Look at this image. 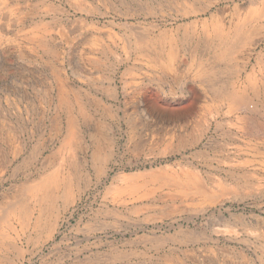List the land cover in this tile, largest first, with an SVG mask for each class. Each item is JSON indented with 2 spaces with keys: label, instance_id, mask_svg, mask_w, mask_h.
<instances>
[{
  "label": "rangeland",
  "instance_id": "rangeland-1",
  "mask_svg": "<svg viewBox=\"0 0 264 264\" xmlns=\"http://www.w3.org/2000/svg\"><path fill=\"white\" fill-rule=\"evenodd\" d=\"M260 1L262 0H0V221L9 216L5 222H0V231L6 235L0 238V264H162L163 261V264H264L259 241L262 238L260 235H264V135L254 137L247 134L249 120L245 119V122L248 121L245 123L239 118L246 113L232 108L231 111L228 102L212 100L213 94L207 85L215 79L212 78L213 74L220 68L217 73L222 70L223 74L218 75L215 89H232L233 81L236 84H233L234 88L248 86V75L256 77L254 84L263 86L264 76L262 77L260 67L255 63L260 53H264V17L260 18L263 11V8L259 9ZM235 16H239L238 19ZM246 17L251 18L248 32L251 34L249 39H253H248L247 45L240 46L242 50L237 47L238 50L235 49L232 54L231 49L227 48L223 58L218 57L221 53L214 58L207 48L204 56L193 53L192 49L197 44L205 45V42L213 43L232 37L236 24H239L238 20L247 21ZM216 28H219L217 32ZM254 29L256 32H253ZM138 38L140 43L144 42L140 48L136 46ZM159 59L162 64L157 62ZM18 65L22 67L19 69ZM195 89L202 91V96L197 101L192 99ZM204 99L206 102H203ZM228 110L231 113H225ZM82 113L84 118L81 117ZM71 114L77 119L80 131L75 139L73 137L69 140L67 125ZM236 115H240L239 121ZM235 121L239 125L236 123L237 127L231 126ZM218 127L222 128L217 130ZM98 132L102 137H99ZM228 133L232 136H228ZM98 137L101 143L95 141ZM15 148L16 151L10 150ZM56 166L61 167L64 178L70 180L67 187L69 190L59 188L57 200L42 201L40 206L35 205L31 199L28 208L32 209L34 215L29 223L31 225L25 227V218L19 211L20 205L17 204L15 211L11 204L27 194L25 187L29 182L39 179L48 171L50 173ZM193 167L196 172H191ZM169 168H173L172 171ZM187 169H190L189 172ZM165 172L170 173L169 176ZM124 173L128 177L131 174L132 178H127ZM184 177L189 179L185 180ZM130 178L136 183L131 185ZM170 178H173L172 184L175 181L174 184H177L181 179L179 184L183 186H169ZM150 179L152 184L148 182ZM196 179L201 182L197 183ZM112 182L117 185L114 186ZM118 185L122 186L119 188ZM156 185L163 187L158 189ZM198 185H202L205 190L203 187L200 190ZM123 186L132 188L126 187L127 190L124 191ZM194 187H199L200 191L197 189V193L201 194L194 193ZM175 188H180V191ZM22 190L26 192L23 193ZM186 190H193L194 194L190 191L187 197ZM206 190L212 196L205 199L209 195L205 193ZM122 191L126 194L123 192L117 195ZM149 192L154 196H149ZM169 192L170 197L167 196ZM173 192L175 196L172 195ZM213 193L219 197L216 198ZM140 194L142 197L138 198ZM144 194L147 196L143 197ZM208 198L211 204L207 202ZM216 199L218 201L214 202ZM9 201L12 203L8 204ZM4 203L7 206L3 209ZM171 206L176 207V211ZM39 211L41 216H38ZM157 211L159 213L156 214ZM37 218L44 223L39 228H35ZM49 223H56L52 232ZM201 244L204 246H200Z\"/></svg>",
  "mask_w": 264,
  "mask_h": 264
},
{
  "label": "bare ground",
  "instance_id": "bare-ground-1",
  "mask_svg": "<svg viewBox=\"0 0 264 264\" xmlns=\"http://www.w3.org/2000/svg\"><path fill=\"white\" fill-rule=\"evenodd\" d=\"M147 1V0H146ZM172 1V0H171ZM237 1V0H236ZM258 1V0H257ZM151 2V1H150ZM128 4V3H127ZM126 4V5H127ZM132 5V4H131ZM242 5H243V3H242ZM258 5V4H257ZM251 7V6H250ZM254 7V6H253ZM149 8V7H148ZM236 8V7H235ZM246 8H247V6H246ZM261 8H263V11H262V14H260V15H262L260 18H262V17H264V0H262V1H260V7H259V9L261 10ZM156 9V8H155ZM221 9V8H220ZM224 9V8H223ZM258 9V8H257ZM247 10V9H246ZM248 10H250L249 8H248ZM259 10V11H260ZM85 11V10H84ZM218 11V10H217ZM237 11H238V9H237ZM236 11V12H237ZM89 12V11H88ZM158 12H159V10H158ZM216 12V11H215ZM220 11H218V13H219ZM235 12V13H236ZM239 12H240V15H241V11L239 10ZM247 12H249V11H247ZM242 13H244V10H243V12ZM253 13V12H252ZM260 13V12H259ZM190 14V13H189ZM35 15V14H34ZM60 15V14H59ZM237 15V14H236ZM259 15V16H260ZM5 16V15H4ZM248 16V15H247ZM250 16V15H249ZM248 16V17H249ZM259 16H257V17H259ZM197 17V16H196ZM217 17V16H216ZM235 17H237V16H235ZM239 17V16H238ZM238 17H237V19H238ZM256 17V16H255ZM241 18V17H240ZM121 19H123V18H121ZM220 19H222V17L220 18ZM246 19H247V21H242V22H240L241 20H242V18L240 19V21L238 20V22H239V24L237 23L236 24V27H235V33H234V31H233V35H232V37H228V39L227 40H219V41H216V42H213V43H210V42H205L206 44L205 45H196L192 50H193V53L194 54H198V56L201 54V56H204V54L206 53V48H207V51H208V49H209V52L211 53L210 55H212L214 58L217 56V54H219V53H221V54H219L218 55V57H222V56H224L225 55V51H226V49L227 48H230L231 49V51L230 52H232V54H233V52L235 51V49H237V47H239V48H241L242 47V45H244L245 46V44L247 45V42L250 40V39H253V38H250L249 39V37H250V35H249V32H248V29L250 28V21L249 20H251V18L249 19V18H247L246 17ZM255 19H257V18H255ZM259 19V18H258ZM6 20V19H5ZM11 20V19H10ZM13 20H15V19H13ZM35 20V19H34ZM63 20V19H62ZM131 20V19H130ZM199 20H200V18H199ZM211 20V19H210ZM33 21V20H32ZM119 21V20H118ZM184 21V20H183ZM189 21H190V19H189ZM192 21V20H191ZM221 21V20H220ZM235 21H236V19H235ZM16 22V21H15ZM120 22V21H119ZM138 22V21H137ZM152 22V21H151ZM162 22V21H161ZM178 22V21H177ZM229 22V21H228ZM58 23V22H57ZM124 23V22H123ZM201 23V22H200ZM206 23V22H205ZM211 23H213V21H211ZM219 23H221V22H219ZM234 23V22H233ZM259 23V22H258ZM20 24V23H19ZM137 24V23H136ZM139 24V23H138ZM161 24V23H160ZM160 24H158V25H160ZM169 24V23H168ZM202 24V23H201ZM229 24H231V23H229ZM5 25V24H4ZM9 25V24H8ZM36 25V24H35ZM155 25V24H154ZM157 25V26H158ZM174 25H175V23H174ZM191 25V24H190ZM194 25V24H193ZM216 25V24H215ZM221 25V24H220ZM220 25H219V28H220ZM233 25H235V24H233ZM232 25V26H233ZM12 26V25H11ZM145 26V25H144ZM151 26V25H150ZM156 26V25H155ZM206 26L207 25H205V29H206ZM218 26V25H217ZM226 25L224 24V27H225ZM115 27V26H114ZM131 27V26H130ZM136 27V26H135ZM183 27V26H182ZM188 27V26H187ZM211 27V26H210ZM209 27V28H210ZM216 27V26H215ZM215 27H214V31H215ZM227 27V26H226ZM251 27H252V24H251ZM257 27V26H256ZM258 27H260L259 25H258ZM3 28V27H2ZM16 28V27H15ZM125 28V27H124ZM212 28V27H211ZM210 28V29H211ZM218 28V29H219ZM263 28V27H262ZM261 28V29H262ZM3 29H5V28H3ZM9 29V28H8ZM14 29V28H13ZM130 29V28H129ZM175 29V28H174ZM217 29V28H216ZM218 29L216 30V32L218 31ZM232 29H234V27L232 28ZM16 30V29H15ZM148 30V29H147ZM165 30V29H164ZM189 30V29H188ZM212 30V29H211ZM101 31V30H100ZM135 31H136V29H135ZM140 31V30H139ZM143 31V30H142ZM141 31V32H142ZM168 31V30H167ZM214 31H212V32H214ZM220 31H222V30H220ZM228 31V30H227ZM253 31V30H252ZM258 31H260V30H258ZM38 32H39V30H38ZM105 32H107V31H105ZM118 32V31H117ZM141 32H139V34L141 33ZM157 32V31H156ZM206 32V31H205ZM204 32V33H205ZM253 32H256V30L254 29V31ZM261 32V31H260ZM4 33V32H3ZM2 33V34H3ZM5 33H6V31H5ZM13 33H16V32H13ZM12 33V34H13ZM44 33V32H43ZM129 33V32H128ZM136 33V32H135ZM145 33V32H144ZM158 33V32H157ZM215 33V32H214ZM252 33V32H251ZM259 33V32H258ZM11 34V33H10ZM150 34V33H149ZM164 34V33H163ZM188 34V33H187ZM206 34V33H205ZM216 35H217V33H215ZM219 34V33H218ZM227 34V33H226ZM254 34V33H253ZM263 34H264V32H263ZM6 35V34H5ZM48 35V34H47ZM136 35V34H135ZM156 35V34H155ZM165 35V34H164ZM173 35V34H172ZM200 35V34H199ZM224 35V34H223ZM260 35V34H259ZM258 35V36H259ZM2 36V35H1ZM46 36V35H45ZM114 36H116V35H114ZM151 36V35H150ZM157 36V35H156ZM160 36V35H159ZM201 36V35H200ZM199 36V37H200ZM206 36V35H205ZM221 36H222V34H221ZM16 37V36H15ZM43 37V36H42ZM162 37H163V35H162ZM183 37H185V36H183ZM204 37V36H203ZM215 37H217V36H215ZM223 37V36H222ZM224 37H226L227 38V36H224ZM254 37V36H253ZM255 37H256V35H255ZM38 38V37H37ZM134 38H135V36H134ZM152 38V37H151ZM172 38V37H171ZM170 38V39H171ZM201 38V37H200ZM199 38V39H200ZM207 38V37H206ZM219 38H220V35H219ZM262 38V37H261ZM3 39V38H2ZM29 39V38H28ZM43 39V38H42ZM163 39V38H162ZM188 39V38H187ZM198 39V40H199ZM221 39V38H220ZM249 39V40H248ZM4 40V39H3ZM14 40H16V39H14ZM138 40H139V38H138ZM173 40V39H172ZM197 40V39H196ZM201 40V39H200ZM209 40V39H208ZM207 40V41H208ZM259 40H261V39H259ZM9 41V40H8ZM42 41V40H41ZM46 41V40H45ZM125 41H126V39H125ZM158 41V40H157ZM182 41V40H181ZM209 41H211V40H209ZM214 41V40H213ZM3 42V41H2ZM38 42H40L39 40H38ZM50 42V41H49ZM53 42V41H52ZM121 42V41H120ZM153 42H155V41H153ZM161 42V41H160ZM172 42V41H171ZM187 42V41H186ZM185 42V43H186ZM189 42V41H188ZM254 41L252 40V43H253ZM255 42H256V40H255ZM8 43V42H7ZM46 43V42H45ZM51 43V42H50ZM144 43V42H143ZM143 43H140V40H139V42H137V40H136V46L138 47V48H140L139 46L140 45H143ZM199 43V42H198ZM223 43H225V45L223 44ZM249 43H251V41L249 42ZM257 43V42H256ZM263 43H264V41H263ZM14 44V43H13ZM44 44V43H43ZM42 44V45H43ZM48 44V43H47ZM183 44V43H182ZM189 44V43H188ZM255 44V43H254ZM124 45V44H123ZM194 45V44H193ZM223 45H224V47H223ZM251 45V44H250ZM258 45V44H257ZM2 46V45H1ZM9 46V45H8ZM7 46V47H8ZM13 46V45H12ZM16 46V45H15ZM19 46H21V45H19ZM176 46V45H175ZM241 46V47H240ZM249 46V45H248ZM253 46V45H252ZM108 47V46H107ZM147 47V46H146ZM185 47H186V45H185ZM189 47V46H188ZM190 47H191V45H190ZM250 47V46H249ZM6 48V47H5ZM17 48V47H16ZM120 48V47H119ZM162 48H163V46H162ZM244 48H246V47H244ZM264 48V47H263ZM3 49V48H2ZM10 49H12V48H10ZM10 49L8 50V51H10ZM103 50H104V47L102 48ZM109 49V48H108ZM124 49H125V47H124ZM141 49H143L144 50V48H141ZM187 49V48H186ZM185 49V50H186ZM251 49H252V47H251ZM1 50V49H0ZM14 50V49H13ZM18 50V49H17ZM49 50V49H48ZM92 50V49H91ZM97 50V49H96ZM159 50V49H158ZM176 50V49H175ZM238 50V49H237ZM239 50H242V48L241 49H239ZM257 50V49H256ZM4 51V50H3ZM106 51V50H105ZM180 51V50H179ZM187 51V50H186ZM259 50H257V52H258ZM262 51H264V50H262ZM15 52V51H14ZM20 52V51H19ZM19 52H18V54H19ZM124 52V51H123ZM150 52H151V50H150ZM163 52V51H162ZM239 51H237L236 53H238ZM245 52V51H244ZM249 52V51H248ZM6 53H7V51H6ZM11 53H12V51H11ZM10 53V54H11ZM93 53V52H92ZM105 53V52H104ZM138 53V52H137ZM159 53H161V52H159ZM185 53V52H184ZM229 53V52H228ZM241 53H243V51H241ZM255 53V52H254ZM15 54V53H14ZM102 54V53H101ZM107 54V53H106ZM130 54H131V50H130ZM145 54V53H144ZM152 54V53H151ZM238 54H240V52L238 53ZM249 54V53H248ZM1 55V54H0ZM7 55H9V54H7ZM11 55H13V53L11 54ZM84 55V54H83ZM142 55V54H141ZM150 55V54H149ZM163 55V54H162ZM184 55V54H183ZM208 55V54H207ZM237 55V54H236ZM246 55V54H245ZM3 56H4V54H3ZM10 56V55H9ZM106 56V55H105ZM127 56V55H126ZM133 56V55H132ZM147 56V55H146ZM161 56V55H160ZM178 56H179V54H178ZM227 56V55H226ZM232 56V55H231ZM241 56V55H240ZM240 56L238 57V58H240ZM26 57H28V56H26ZM84 57V56H83ZM163 58H164V56H162ZM161 57V58H162ZM182 57V56H181ZM254 57V56H253ZM256 57V56H255ZM3 58V57H2ZM14 57H12V59H13ZM20 58V57H19ZM18 58V59H19ZM105 58V57H104ZM118 57H116V59H117ZM138 58V57H137ZM141 58H142V56H141ZM190 58V57H189ZM200 58V57H199ZM223 58V57H222ZM234 58H236V57H234ZM242 58H244L243 56H242ZM4 59V58H3ZM11 59V60H12ZM25 59V58H24ZM125 59V58H124ZM139 59V58H138ZM176 59H177V57H176ZM192 59V58H191ZM208 59V58H207ZM210 59V58H209ZM246 59V58H245ZM9 59L7 58V61H8ZM15 59H13V61H14ZM107 60V59H106ZM108 60H110V59H108ZM133 60V59H132ZM136 60V59H135ZM142 60V59H141ZM164 60V59H163ZM202 61H203V59H201ZM232 60V59H231ZM235 60V59H234ZM243 60V59H242ZM1 61V60H0ZM32 61V60H31ZM88 61V60H87ZM146 61V60H145ZM154 61V60H153ZM155 61H156V59H155ZM177 61V60H176ZM179 61V60H178ZM190 61V60H189ZM12 62V61H11ZM18 62V61H17ZM17 62H16V66H17ZM142 62V61H141ZM148 62V61H147ZM157 62H159V63H161L162 64V60H157ZM212 62V61H211ZM215 62V61H214ZM218 62V61H217ZM220 62V61H219ZM226 62V61H225ZM15 63V62H14ZM20 63H22V62H20ZM120 63V62H119ZM131 63V62H130ZM167 63V62H166ZM223 63V62H222ZM242 63V62H241ZM259 67H260V73H261V75H262V77L264 76V53L263 52H261L260 53V55H259V57H257L256 58V62H255ZM255 63H253V64H255ZM4 64H5V62H4ZM7 64V63H6ZM91 64V63H90ZM122 64V63H121ZM160 64V66H162ZM224 64V63H223ZM231 64V63H230ZM230 64H229V66L228 67H230ZM252 64V65H253ZM21 65V64H20ZM62 65V64H61ZM101 65V64H100ZM184 65V64H183ZM188 65H189V63H188ZM217 65V64H216ZM227 65V64H226ZM234 65V64H233ZM233 65H232V67H233ZM235 65H237L236 63H235ZM256 65V66H257ZM2 66V65H1ZM4 66V65H3ZM109 66V65H108ZM111 66V65H110ZM138 66V65H137ZM205 66V65H204ZM219 66H220V64H219ZM262 66H263V69H262ZM20 66L18 65V68H19ZM22 67V66H21ZM20 67V68H21ZM117 67V66H116ZM135 67V66H134ZM149 67V66H148ZM203 67V66H202ZM212 67V66H211ZM225 67V66H224ZM227 67V66H226ZM241 67V66H240ZM247 67V66H246ZM258 67V68H259ZM19 68V69H20ZM182 68V67H181ZM181 68H179V69H181ZM239 68V67H238ZM253 68V70H254V67H252ZM9 69V68H8ZM62 69V68H61ZM113 69V68H112ZM126 69H127V67H126ZM136 69V68H135ZM139 69V68H138ZM150 69V68H149ZM156 69H157V67H156ZM161 69V68H160ZM159 69V70H160ZM217 69H218V67H217ZM220 69V68H219ZM218 69V70H219ZM234 69H236V68H234ZM14 70V69H13ZM12 70V71H13ZM59 70V69H58ZM68 70V69H67ZM117 70V69H116ZM131 70V69H130ZM164 70V69H163ZM166 70V69H165ZM207 70V69H206ZM218 70L213 74V77L212 78H215V79H213L212 81H210V83L209 84H207L208 86H209V90L212 92V94H213V97L211 98L212 100H214V101H218V102H224L225 101V103L226 102H228V107L231 109H233V110H235V111H238V110H241V111H243L244 112V114H245V116L243 117L242 115H241V117H239V116H237L236 115V117L238 118H240V120H241V122L242 121H244L245 122V119H248L249 120V122L248 121H246V122H248L247 124H248V132L249 133H247V134H250V135H252V136H254V137H256V135L258 136V135H264V82L262 83L263 84V86L261 87V85L260 86H257L256 84H254V81L253 80H256V77L254 78L253 77V75H251V76H249L248 75V77L246 78V81L248 82V86H245V85H243V87H240L239 89H237V88H234L233 87V84H235L234 83V81H233V84L232 83H230V84H232L231 86H232V89H227V87L225 88H221L220 86V88H216L215 89V84H217V82H216V80H217V77H218V75H222L223 74V72H222V70H221V72H219V74L217 73L218 72ZM246 70V69H245ZM252 70V69H251ZM114 71V70H113ZM157 71V70H156ZM161 71V70H160ZM183 71V70H182ZM203 71V70H202ZM220 71V70H219ZM127 72V71H126ZM128 72H129V70H128ZM207 72V71H206ZM226 72H228L227 70H226ZM232 72V71H231ZM240 72V71H239ZM10 73H11V71H10ZM13 74H14V72H12ZM114 73V72H113ZM210 73V72H209ZM235 74H237L236 72H234ZM233 73V74H234ZM248 73V72H247ZM253 73V72H252ZM255 73V72H254ZM258 73V72H257ZM7 74V73H6ZM142 74V73H141ZM149 74V73H148ZM227 74V73H226ZM230 75H232L231 73H229ZM250 74V73H249ZM144 75V74H143ZM258 76H261V75H259V74H257ZM18 76V75H17ZM149 76V75H148ZM233 76V75H232ZM244 76V75H243ZM257 76V77H258ZM4 77V76H3ZM12 77V76H11ZM140 77H142V76H140ZM152 77V76H151ZM160 77V76H159ZM208 77V76H207ZM227 77V76H226ZM229 77V76H228ZM2 78V77H1ZM61 78V77H60ZM66 78V77H65ZM149 78V77H148ZM18 79V78H17ZM64 79V78H63ZM232 79V78H231ZM234 79V78H233ZM232 79V80H233ZM238 78H236V80H237ZM244 79V78H243ZM2 80V79H1ZM206 80V79H205ZM221 80H223V78L221 79ZM259 80V79H258ZM261 80V79H260ZM5 81V80H4ZM224 81V80H223ZM227 81H229L228 79H227ZM244 81V80H243ZM16 82H17V80H16ZM219 82V81H218ZM238 82V81H237ZM262 82V81H261ZM10 83V82H9ZM197 83V82H196ZM241 83V82H240ZM17 84V83H16ZM200 84V83H199ZM225 84V83H224ZM227 84V83H226ZM225 84V85H226ZM244 84V83H243ZM246 84V83H245ZM236 85V84H235ZM242 85V84H241ZM10 86H11V84H10ZM19 86V85H18ZM199 86V85H198ZM228 86V85H227ZM238 87V86H237ZM5 88V87H4ZM191 88H192V86H191ZM196 88V87H195ZM203 88V87H202ZM0 89H1V87H0ZM199 89V88H198ZM198 89H195L194 90V96H192L193 98L192 99H194V100H198V99H200V97L202 96V91H200V90H198ZM2 90V89H1ZM11 90V89H10ZM16 90V89H15ZM127 90V89H126ZM4 91V90H3ZM184 91V90H183ZM188 91H190V90H188ZM207 91V93H208V90H206ZM9 92V91H8ZM22 92V91H21ZM118 92V91H117ZM117 92H116V94H117ZM186 92H187V90H186ZM5 93V92H4ZM23 93V92H22ZM129 93V92H128ZM162 93V92H161ZM206 93V92H205ZM148 94V93H147ZM204 94V93H203ZM210 94V93H209ZM212 94H211V96H212ZM2 95V94H1ZM27 95V94H26ZM115 95V94H114ZM118 95V94H117ZM186 95V94H185ZM205 95V94H204ZM60 96V95H59ZM64 96V95H63ZM187 96V95H186ZM190 96V95H189ZM61 97V96H60ZM116 96H114V98H115ZM149 97V96H148ZM205 97V96H204ZM64 98V97H63ZM62 98V99H63ZM66 98V97H65ZM113 98V99H114ZM207 98V97H206ZM62 99H61V102H63L62 101ZM137 99V98H136ZM210 99V98H209ZM208 99V100H209ZM60 100V99H59ZM70 100V99H69ZM110 100V99H109ZM135 100V99H134ZM193 100V101H194ZM205 100V99H204ZM203 100V102H206V100L204 101ZM71 101V100H70ZM187 101V100H186ZM113 102V101H112ZM161 102V101H160ZM208 102H210V100L208 101ZM145 103V102H144ZM186 103V102H185ZM193 103V102H192ZM65 104V103H64ZM187 104V103H186ZM197 104V103H196ZM199 104V103H198ZM63 105V104H62ZM160 105V104H159ZM193 105V104H192ZM191 105V106H192ZM195 105V104H194ZM193 105V106H194ZM215 105V104H214ZM64 106V105H63ZM198 106V105H197ZM219 106V105H218ZM227 106V105H226ZM70 107V106H69ZM135 107V106H134ZM65 108H67V107H65ZM71 108V107H70ZM70 108L68 109L67 108V110H70ZM121 108V107H120ZM195 108V107H194ZM198 108H199V106H198ZM229 108H227V109H229ZM2 109V108H1ZM83 109V108H82ZM124 109V108H123ZM215 109V108H214ZM231 109V111H233ZM72 110V109H71ZM171 110V109H170ZM210 111V110H209ZM208 111V112H209ZM223 111V110H222ZM229 111V110H228ZM228 111H226L225 113H231L230 111L228 112ZM5 112V111H4ZM69 112V111H68ZM81 112V111H80ZM126 112V111H125ZM188 112H190V111H188ZM216 112V111H215ZM191 113V112H190ZM212 113V112H211ZM221 113V112H220ZM2 114V113H1ZM209 114V113H208ZM242 114V113H241ZM3 115V114H2ZM6 115H7V113H6ZM18 115V114H17ZM228 115V114H227ZM247 115V116H246ZM16 116V115H15ZM19 116V115H18ZM83 116V118L85 117V115H84V113H82L81 114V117ZM91 116V115H90ZM177 116H178V114H177ZM182 117H184L183 115H181ZM215 116H216V114H215ZM218 116H220V115H218ZM224 116H226V115H224ZM10 117V116H9ZM169 117V116H168ZM208 117H209V115H208ZM232 117V116H231ZM235 116H234V118H236ZM8 118V117H7ZM70 119H69V123H68V125L67 126H69V132H70V136H69V140H71V139H73V137H74V139H75V135H77L78 133H79V131H80V125H79V123H78V121H77V119H75V117H74V115H72L71 114V116L69 117ZM173 118V116L171 117V119ZM210 118V117H209ZM220 118H221V116H220ZM227 118V117H226ZM239 118H238V121H239ZM126 119V118H125ZM130 119V118H129ZM176 119V118H175ZM228 119V118H227ZM5 120H7L6 119V117H5ZM12 120V119H11ZM183 120V119H182ZM184 120L186 121V119L184 118ZM214 120V119H213ZM212 120V121H213ZM220 120V119H219ZM226 120V119H225ZM8 121V120H7ZM175 121V120H174ZM224 121V120H223ZM223 121H222V123H223ZM125 122V121H124ZM137 122V121H136ZM230 122H231V120H230ZM245 122V123H246ZM130 123V122H129ZM176 123V122H175ZM175 123H173V124H175ZM211 123V122H210ZM214 123V122H213ZM225 124H226V122H224ZM236 123L238 124L239 122H234V123H231V124H234V125H231V126H235L236 125ZM7 124V123H6ZM14 124V123H13ZM128 124V123H127ZM133 124V123H132ZM218 124H220V123H218ZM224 124V125H225ZM208 125V124H207ZM217 125V124H216ZM230 125V124H229ZM239 125V124H238ZM238 125H236V127L238 126ZM1 126V125H0ZM180 126V125H179ZM243 126V125H242ZM241 126V127H242ZM13 127V126H12ZM105 128V127H104ZM174 128V127H173ZM176 128V127H175ZM182 128V127H181ZM222 127H218V129L217 130H219V129H221ZM67 129V128H66ZM171 129V128H170ZM237 129V128H236ZM239 129V128H238ZM237 129V130H238ZM7 130V129H6ZM100 130V129H99ZM178 130H180V129H178ZM177 129H176V131H178ZM216 130V131H217ZM233 130V129H232ZM243 130H245V129H243ZM246 130H247V128H246ZM175 131V130H174ZM189 131V130H188ZM4 132V131H3ZM107 132V131H106ZM229 132V131H228ZM235 132H237V131H235ZM180 133V132H179ZM225 133H227V132H225ZM232 134H233V132H231ZM231 133H228L227 135L228 136H230V134ZM170 134V133H169ZM177 134V133H176ZM181 134V133H180ZM189 134V133H188ZM193 134V133H192ZM232 134H231V136H232ZM10 135V134H9ZM59 135V134H58ZM98 135H99V137H102V134H100L99 132H98ZM173 135V134H172ZM179 135V134H178ZM182 135V134H181ZM195 135V134H194ZM226 135V134H225ZM234 135V134H233ZM240 135V134H239ZM67 136V135H66ZM176 136V135H175ZM183 136V135H182ZM223 136V135H222ZM249 136V135H248ZM7 137H9V136H7ZM96 138L95 139V141H98L99 143H101V139L100 138ZM171 137V136H170ZM179 137V136H178ZM181 137V136H180ZM184 137V136H183ZM234 137V136H233ZM67 138V137H66ZM246 138V137H245ZM2 139H4V138H2ZM104 139V138H103ZM185 139V138H184ZM221 139V138H220ZM224 139V138H223ZM105 140V139H104ZM181 140V139H180ZM234 140V139H233ZM237 140V139H236ZM248 140H251V139H249L248 138ZM262 140V139H261ZM4 141V140H3ZM184 141V140H183ZM187 141V140H186ZM190 141V140H189ZM201 141V140H200ZM7 142H9V141H7ZM69 142V141H68ZM220 142H222V141H220ZM235 142V141H234ZM247 142V141H246ZM5 143V142H4ZM102 143H103V141H102ZM171 143H172V141H171ZM181 143V142H180ZM184 143V142H183ZM182 143V144H183ZM189 143V142H188ZM198 143V142H197ZM187 144V143H186ZM192 144V143H191ZM223 144V143H222ZM12 145V144H11ZM66 145V144H65ZM80 145V144H79ZM176 145H177V142H176ZM175 145V146H176ZM221 145V144H220ZM258 145H260V144H258ZM13 146V145H12ZM11 146V147H12ZM101 146V145H100ZM122 146V145H121ZM175 146H174V148H175ZM178 146V145H177ZM182 146V145H181ZM16 147V146H15ZM180 147V146H179ZM225 147H227V146H225ZM224 147V148H225ZM230 148V147H229ZM232 148V147H231ZM170 149V148H169ZM239 149V148H238ZM237 149V150H238ZM10 150H13V151H16V148L15 149H10ZM227 150V149H226ZM4 151V150H3ZM20 151L21 150H19V153H20ZM5 152V151H4ZM26 152V151H25ZM174 152V151H173ZM181 152V151H180ZM9 153V152H8ZM7 153V154H8ZM11 153V152H10ZM33 154V153H32ZM141 154V153H140ZM151 154V153H150ZM229 154V153H228ZM4 155V154H3ZM143 155V154H142ZM232 155V154H231ZM2 156V155H1ZM14 156H16V155H14ZM63 156V155H62ZM157 156V155H156ZM184 156V155H183ZM9 157V156H8ZM17 157V156H16ZM166 157V156H165ZM151 158H153V157H151ZM228 158H230V157H228ZM233 158V157H232ZM15 159V158H14ZM18 159V158H17ZM34 159V158H33ZM150 159V158H149ZM148 159V160H149ZM157 159V158H156ZM190 159V158H189ZM232 161H233V159H231ZM231 160H229V161H231ZM10 161V160H9ZM33 161V160H32ZM55 161V160H54ZM174 161V160H173ZM187 161V160H186ZM219 161V160H218ZM228 161V160H227ZM236 161V160H235ZM5 162V161H4ZM58 162V161H57ZM145 162V161H144ZM169 162H170V160H169ZM191 162V161H190ZM222 162V161H221ZM224 162V161H223ZM10 163V162H9ZM20 163V162H19ZM55 163V162H54ZM183 163V162H182ZM189 163V162H188ZM220 163V162H219ZM8 164V163H7ZM53 164V163H52ZM62 164V163H61ZM64 164V163H63ZM125 164V163H124ZM148 164V163H147ZM181 164V163H180ZM231 164H232V162H231ZM244 164V163H243ZM1 165V164H0ZM5 165V164H4ZM14 165V164H13ZM57 165V164H56ZM65 165V164H64ZM143 165V164H142ZM150 165V164H149ZM168 165H170V164H168ZM219 165V164H218ZM15 166V165H14ZM30 166V165H29ZM62 166V165H61ZM134 166V165H133ZM141 166V165H140ZM156 166V165H155ZM162 166V165H161ZM182 166H184V165H182ZM242 166V165H241ZM5 167V166H4ZM132 167V166H131ZM164 167H166V166H164ZM178 167H180V166H178ZM186 167V166H185ZM188 167V166H187ZM220 167V166H219ZM64 168V167H63ZM103 168V167H102ZM144 168V167H143ZM156 168H157V166H156ZM211 167H209V169H210ZM2 169V168H1ZM6 169V168H5ZM53 169H55V168H53ZM133 169V168H132ZM170 170L169 171H172V169L173 168H169ZM181 169V168H180ZM191 169V168H190ZM189 169V170H190ZM201 169V168H200ZM219 169V168H218ZM52 170V169H51ZM130 170V169H129ZM165 170H167V169H165ZM188 170V169H187ZM189 170L187 171V172H189ZM192 170H194V167H193V169H191V172H194V171H192ZM207 170V169H206ZM225 170V169H224ZM229 170V169H228ZM20 171V170H19ZM32 171H33V169H32ZM44 171V170H43ZM62 168L61 167H59V166H56V169L55 170H53V171H51L50 173H48L47 172V174L45 173V175L44 176H41L39 179H37V180H35V181H33V182H27V183H25V184H27V187H25V188H27V194L25 193V196H23V197H19V200L17 201V202H15L14 201V203H12L11 201H9L10 203H8V204H11L12 206H11V208L12 209H14V208H17L16 206H17V204L18 205H20V207L19 208H21L19 211H21L20 212V214L22 215V217L23 218H25V221H24V225H25V227H28V226H30L31 224H29L30 223V221H32V216L34 215V212H32L31 210L32 209H29L28 208V205H30V203H31V199H33L34 200V202H35V205L37 204H39V206H40V204H41V202L42 201H47L48 199H51L53 202H54V200H57V198H59V196H58V191H59V188H66L67 190H69L67 187L69 186V184H70V180H66V178H64V175L62 174ZM143 171V170H142ZM164 171V170H163ZM184 171V170H183ZM183 171L181 172L180 171V173H182L183 174ZM203 171H205L204 169H203ZM145 172V171H144ZM176 172V171H175ZM196 172V171H195ZM200 172V171H199ZM244 172V171H243ZM70 173V172H69ZM68 173V174H69ZM118 173V172H117ZM131 173V172H130ZM133 173V172H132ZM142 173V172H141ZM154 173H156V172H154ZM167 172H165V174H166ZM177 173V172H176ZM185 173H186V171H185ZM207 173V172H206ZM232 173V172H231ZM230 173V174H231ZM235 173V172H234ZM242 173V172H241ZM20 174V173H19ZM25 174V173H24ZM37 174V173H36ZM44 174V173H43ZM71 174V173H70ZM119 174V173H118ZM124 174H126V173H124ZM123 174V175H124ZM136 174V172H134V174L133 175H135ZM140 174V173H139ZM147 174V173H146ZM146 174H144V176L146 175ZM160 174H162V173H160ZM159 174V175H160ZM170 174V173H169ZM169 174L167 173V175L169 176ZM174 174V173H173ZM181 174V175H182ZM191 174H193V173H191ZM191 174L189 175L188 174V176H191ZM210 174H211V171H210ZM228 174V173H227ZM226 174V175H227ZM238 174V173H237ZM37 175H39V174H37ZM66 175V174H65ZM122 175V174H121ZM131 175V174H130ZM129 175V177H131ZM132 175V176H133ZM138 175V174H137ZM136 175V176H137ZM142 175V174H141ZM140 175V176H141ZM163 175V174H162ZM180 175V176H181ZM196 175H198V174H196ZM196 175H194L195 177H196ZM200 175V174H199ZM198 175V176H199ZM244 175V174H243ZM246 175V174H245ZM247 175H249V174H247ZM246 175V176H247ZM74 176V175H73ZM119 176H120V174H119ZM124 176H126L127 178H129L128 177V175L126 174V175H124ZM135 176V177H136ZM139 176V175H138ZM143 176V175H142ZM150 176V175H149ZM151 176H152V174H151ZM150 176V177H151ZM180 176H178V177H180ZM197 176V177H198ZM205 176V175H204ZM212 176H214V175H212ZM37 177V176H36ZM72 177V176H71ZM81 177V176H80ZM124 178V179H126L127 180V178ZM156 177H157V175H156ZM166 177V176H165ZM172 177H174V175L172 176ZM225 177V176H224ZM236 177H237V175H236ZM236 177H234V178H236ZM242 177V176H241ZM29 178V177H28ZM85 178V177H84ZM106 178H107V176H106ZM120 178V177H119ZM132 178V177H131ZM130 178V179H131ZM142 178V177H141ZM158 178H160V176H158ZM157 178V179H158ZM162 178H163V176H162ZM192 178V177H191ZM201 178V177H200ZM215 178V177H214ZM217 178V177H216ZM34 179V178H33ZM75 179H77V178H75ZM88 179V178H87ZM103 179H104V177H103ZM121 179V178H120ZM137 179H139V178H137ZM136 179V180H137ZM147 179V178H146ZM149 179V178H148ZM154 180H155V178H153ZM156 179V180H157ZM171 179L173 180V178H170V179H168V180H170L171 181ZM175 179V178H174ZM184 179L186 180L187 179V177L185 178L184 177ZM188 179H189V177H188ZM187 179V180H188ZM193 179V178H192ZM202 179H203V177H202ZM211 179H213V178H211ZM226 179V178H225ZM251 179V178H250ZM254 179H255V177H254ZM144 180H145V177H144ZM181 180V179H180ZM179 180V182H182V180L180 181ZM195 180V179H194ZM197 180V179H196ZM216 180H218V179H215V181ZM232 180V179H231ZM27 181V180H26ZM132 181V179L130 180V183H131V185H133L134 183H136V182H134L133 183V181ZM139 181V180H138ZM152 180L150 179V181H148L149 183L151 182ZM162 181V180H161ZM201 182V180H197V183L198 182ZM212 181V180H211ZM226 181V180H225ZM246 181V180H245ZM254 181V180H253ZM19 182H20V180H19ZM143 182V181H142ZM147 182V181H146ZM146 182H144V184H146ZM156 181H153V183H155ZM166 182H167V179H166ZM169 182V181H168ZM176 182V181H175ZM174 182V183H175ZM179 182L177 183V184H172V181H171V184L169 185V186H175V185H178L179 184ZM184 182V181H183ZM189 182V181H188ZM192 182V181H191ZM22 183H24V182H22ZM73 183V182H72ZM113 183V182H112ZM117 183V182H116ZM125 183V182H124ZM129 183V182H128ZM128 183H126L127 185H129ZM139 183V182H138ZM159 183V182H158ZM162 183H165V182H162ZM170 183V182H169ZM210 183V182H209ZM215 183V182H214ZM219 183V182H218ZM17 184V183H16ZM115 183H113V185H114ZM140 184H142V183H140ZM139 184V185H140ZM148 184V183H147ZM146 184V185H147ZM150 184H152V182L150 183ZM166 184V183H165ZM188 184V183H187ZM190 184V183H189ZM193 184V183H192ZM222 184V183H221ZM248 184V183H247ZM73 185V184H72ZM115 185H117V184H115ZM114 185V186H115ZM123 185V184H122ZM122 185H118V187L119 186H122ZM139 185H138V187H139ZM160 185H161V182H160ZM163 186H164V184H162ZM167 185V184H166ZM180 185V184H179ZM196 185V184H195ZM217 185H219V184H217ZM238 185V184H237ZM20 186V185H19ZM21 186H22V184H21ZM141 186V188L143 187L142 185H140ZM145 186V185H144ZM149 186V185H148ZM154 186V185H153ZM157 186V185H156ZM162 186V187H163ZM168 186V185H167ZM166 186V187H167ZM169 186L167 187V189L169 188ZM181 187L183 186L182 184L180 185ZM185 186V185H184ZM190 186H192V185H190ZM199 186V185H198ZM205 186V185H204ZM216 186V185H215ZM240 186V185H239ZM14 187V186H13ZM16 187V186H15ZM23 187V186H22ZM22 187H20V189H22ZM113 187V186H112ZM127 187V186H126ZM124 188V186H123V190L125 191V189L127 190V188H132L131 186H129V187H127V188ZM136 187V186H135ZM150 187V186H149ZM148 187V188H149ZM157 187H159V186H157ZM157 187H155V190H157L156 188ZM162 187H159L158 189H160V188H162ZM179 187V186H178ZM177 187V188H178ZM188 188H189V186H187ZM197 187V186H196ZM196 187H194V188H196ZM199 187H201L200 188V190L202 189V185L201 186H199ZM199 187L198 188H196L195 190L196 191H193L194 193H197V191L199 190ZM210 187V186H209ZM221 187V186H220ZM219 187V188H220ZM223 188H224V185L222 186ZM18 188V187H17ZM120 188V187H119ZM140 188V187H139ZM151 188V187H150ZM177 188H175V189H177ZM204 188V187H203ZM216 188V187H215ZM114 189H115V187H114ZM134 190L135 189H137V188H133ZM173 189V188H172ZM180 189V188H179ZM179 189H177V190H179ZM185 189H187V188H185ZM192 189V188H191ZM198 189V190H197ZM206 189H208V188H206ZM29 190V191H28ZM66 190V191H67ZM71 190H72V188H71ZM70 190V191H71ZM115 190H117V189H115ZM121 190V189H120ZM163 190H164V188H163ZM182 190V189H181ZM199 190V191H200ZM204 190H205V188H204ZM213 191H214V189H212ZM220 190V189H219ZM15 191V190H14ZM23 191V190H22ZM25 191V190H24ZM24 191H23V193H24ZM112 191V190H111ZM118 191V190H117ZM124 191H122V192H120V193H117V195L118 194H123V192ZM149 191V190H148ZM166 192H167V190H165ZM180 191V190H179ZM188 190H186V194H185V196L191 191H189V192H187ZM190 192L191 194L193 193V192ZM209 191V190H208ZM217 191V190H216ZM18 192V191H17ZM21 192V191H20ZM26 192V191H25ZM31 194H30V193ZM60 192V191H59ZM113 192V191H112ZM111 192V193H112ZM116 192V191H115ZM130 192H131V190H130ZM129 192V193H130ZM145 192V191H144ZM171 192H172V190H171ZM171 192H169L170 194L169 195H167V196H171ZM207 192V190L205 191V193ZM232 192V191H231ZM233 192H236V191H233ZM66 193V192H65ZM71 193V192H70ZM125 193V192H124ZM136 194H137V192H135ZM146 193V192H145ZM150 193V192H149ZM147 193L149 196L150 195H153L152 193ZM154 193H155V191H154ZM168 193V192H167ZM166 193V194H167ZM178 194L179 193H181V192H177ZM182 193H183V190H182ZM190 193L188 194V195H190ZM193 193V194H194ZM16 194V193H15ZM67 194H69V192L67 191ZM116 194V193H115ZM126 194V193H125ZM164 194V193H163ZM177 194V195H178ZM197 194H201V192H199V193H197ZM196 194V195H197ZM207 194H209V195H206V197H205V199L208 197V196H210V191H209V193L207 192ZM214 194V193H213ZM217 194H219L220 195V193H218L217 192ZM217 194H214L215 195V197L217 198V197H219V196H217ZM226 195H227V193H225ZM31 195V196H30ZM131 195V194H130ZM133 195V194H132ZM138 195V194H137ZM145 196H143V197H146L147 195L146 194H144ZM161 195V194H160ZM172 195H174V192L172 193ZM182 195V194H181ZM180 195V196H181ZM184 195V194H183ZM188 195H187V197H188ZM202 195H203V190H202ZM213 195V196H214ZM13 196V195H12ZM11 196V197H12ZM15 196V195H14ZM67 196V195H66ZM66 196L64 197V198H66ZM120 196V195H119ZM122 196V195H121ZM123 196H125V195H123ZM140 197H138V198H141L142 196H141V194L139 195ZM154 196V195H153ZM157 196V195H156ZM175 196V195H174ZM205 196V195H204ZM211 196H212V194H211ZM210 196V197H211ZM264 196V195H263ZM69 197V196H68ZM113 197V196H112ZM115 197H118V196H115ZM128 197V196H127ZM136 197V196H135ZM135 197H133V198H135ZM169 197H168V199H169ZM179 197V196H178ZM184 197V196H183ZM200 197H201V195H200ZM214 197V198H215ZM221 198H222V196H220ZM3 198V197H2ZM70 198V197H69ZM68 198V199H69ZM72 198H73V196H72ZM129 198V197H128ZM153 198V197H152ZM214 198H212V199H214ZM231 198V197H230ZM229 198V199H230ZM8 199V198H7ZM13 199V198H12ZM11 199V200H12ZM123 199V198H122ZM137 199V198H136ZM148 199V198H147ZM162 199V198H161ZM165 199H166V197H165ZM191 199V198H190ZM192 199H194L193 197H192ZM199 199V198H198ZM210 198H208V200H207V202H209V204H211V202H210V200H209ZM212 199H211V201H212ZM226 199H227V197H226ZM228 199V200H229ZM239 199V198H238ZM4 200H6V199H4ZM9 200V199H8ZM32 200V201H33ZM64 200V199H63ZM66 200H67V198H66ZM73 200V199H72ZM127 200V199H126ZM130 200V199H129ZM132 200V199H131ZM150 200V199H149ZM172 200V199H171ZM176 200V199H175ZM225 200V199H224ZM114 201H116V200H114ZM143 201V200H142ZM145 201H147V200H145ZM169 201V200H168ZM203 201V200H202ZM218 201V199H216L214 202H217ZM221 201V200H220ZM1 202V201H0ZM3 202V201H2ZM118 202V201H117ZM121 202V201H120ZM205 202V200L203 201V203ZM7 203H4V205L5 204H7ZM33 203V202H32ZM43 203V202H42ZM62 203H63V201H62ZM123 203V202H122ZM128 203H129V201H128ZM133 203V202H132ZM143 203V202H142ZM149 203V202H148ZM157 203V202H156ZM162 203V202H161ZM165 203V202H164ZM206 203V202H205ZM204 203V204H205ZM55 204V203H54ZM61 204V203H60ZM72 204V203H71ZM140 204V203H139ZM3 205V206H4ZM27 205V206H26ZM53 205V204H52ZM69 205V204H68ZM154 204H152V206H153ZM164 205H166V203L164 204ZM7 205H5L4 207H3V209L6 207ZM26 206V207H25ZM32 206V205H31ZM45 206V205H44ZM54 206V205H53ZM53 206H52V208H53ZM134 206V205H133ZM163 206V205H162ZM169 206V205H168ZM212 206V205H211ZM213 206H214V204H213ZM9 207V206H8ZM7 207V208H8ZM64 207V206H63ZM62 207V208H63ZM125 207V206H124ZM166 207V206H165ZM170 207V206H169ZM172 208H174L173 206H171ZM223 207V206H222ZM1 208L2 207H0V210H1ZM6 208V209H7ZM51 208V209H52ZM135 208V207H134ZM167 208V207H166ZM176 208V207H175ZM174 208V211H176V209ZM44 209H45V207H44ZM67 209V208H66ZM171 209V208H170ZM181 209V208H180ZM15 210V209H14ZM55 210V209H54ZM57 210V209H56ZM64 210V209H63ZM162 210V209H161ZM166 210H168V208L166 209ZM165 210V211H166ZM190 210V209H189ZM2 211V210H1ZM1 211H0V213H1ZM16 211V210H15ZM38 211V210H37ZM169 211V210H168ZM183 211V210H182ZM43 212H44V210H43ZM118 212V211H117ZM128 212V211H127ZM134 212V211H133ZM162 212V211H161ZM160 212V213H161ZM173 212V211H172ZM191 212V211H190ZM5 213V212H4ZM16 213V212H15ZM50 213V212H49ZM119 213V212H118ZM126 213V212H125ZM157 213H159L158 211L156 212V214ZM10 214H12V213H10ZM41 211H39L38 212V216H41ZM122 214H123V212H122ZM132 214V213H131ZM170 214H172V213H170ZM8 215V214H7ZM17 215H19V214H17ZM56 215V214H55ZM125 215V214H124ZM137 214H135V216H136ZM3 216V215H2ZM1 216V217H2ZM12 216H14V214L12 215ZM43 216V215H42ZM129 216V215H128ZM131 216V215H130ZM196 216V215H195ZM226 216V215H225ZM9 216H7V217H5V220L6 219H9L8 218ZM11 217V216H10ZM20 217V216H19ZM36 217V216H35ZM145 217V216H144ZM148 217V216H147ZM18 218V217H17ZM52 218V217H51ZM61 218V217H60ZM63 218V217H62ZM130 218V217H129ZM136 218V217H135ZM134 218V219H135ZM142 218V217H141ZM154 218V217H153ZM152 218V219H153ZM173 218V217H172ZM0 219H2V218H0ZM22 219V218H21ZM139 219V218H138ZM190 219V218H189ZM5 220H1L2 222H5ZM144 220V219H143ZM151 220V219H150ZM157 220H158V218H157ZM174 220V219H173ZM0 221V222H1ZM9 221V220H8ZM8 221H6L7 223H8ZM14 221V220H13ZM17 221H19V218H18V220ZM148 221V220H147ZM168 221V220H167ZM243 221H244V219H243ZM9 222H11V221H9ZM20 222V221H19ZM128 222V221H127ZM140 222V221H139ZM15 223V222H14ZM22 223H23V221H22ZM34 223V222H33ZM60 223V222H59ZM132 223V222H131ZM148 223V222H147ZM157 223V222H156ZM185 223V222H184ZM238 223V222H237ZM253 223V222H252ZM1 224V223H0ZM10 224H12V223H10ZM16 224V223H15ZM21 224V223H20ZM44 223H41L40 222V220H39V218H37V220H35V228L37 227V228H39V227H41L42 225H43ZM47 224V223H46ZM139 224H141V223H139ZM159 224V223H158ZM181 224V223H180ZM183 224V223H182ZM258 224V223H257ZM14 224H12V226H13ZM33 225V224H32ZM126 225V224H125ZM134 225H136V223L134 224ZM154 225V224H153ZM159 225H161V224H159ZM173 225V224H172ZM23 226V225H22ZM21 225H20V227H22ZM34 226V225H33ZM49 228H50V231L52 232V231H54V229H55V226H56V223H49ZM175 226V225H174ZM181 226V225H180ZM1 227H3V226H1ZM32 227V226H31ZM123 227V226H122ZM250 227H251V225H250ZM4 228V227H3ZM2 228V229H3ZM13 228V227H12ZM12 228H10L11 230H12ZM164 228H165V226H164ZM1 229V228H0ZM4 229H7V228H4ZM4 229H3V232H4ZM9 229V230H10ZM23 229V228H22ZM57 229V228H56ZM63 229V228H62ZM162 229V228H161ZM168 229V228H167ZM181 229V228H180ZM190 229V228H189ZM10 230V231H11ZM31 230H33V229H31ZM169 230V229H168ZM173 230V229H172ZM245 230V229H244ZM247 230V229H246ZM6 231V230H5ZM8 231V230H7ZM20 231V230H19ZM34 231H35V229H34ZM33 231V232H34ZM129 231V230H128ZM233 231V230H232ZM237 231H238V229H237ZM250 231H251V229H250ZM261 231H263V230H261ZM16 232H17V230H16ZM42 232V231H41ZM136 231H134V233H135ZM143 232V231H142ZM13 233H15V232H13ZM24 233V232H23ZM47 233H49V232H47ZM132 233H133V231H132ZM161 233V232H160ZM169 233V232H168ZM192 233V232H191ZM204 233V232H203ZM208 233V232H207ZM210 233V232H209ZM237 233V232H236ZM251 233V232H250ZM20 235H21V233H19ZM41 234V233H40ZM39 234V235H40ZM120 234V233H119ZM123 234V233H122ZM125 234V233H124ZM141 233H139V235H140ZM143 234V233H142ZM155 234V233H154ZM153 234V235H154ZM229 234V233H228ZM242 234V233H241ZM260 234V233H259ZM262 234H264V232L262 233ZM13 235V234H12ZM27 235H28V233H27ZM30 235V234H29ZM38 235V236H39ZM185 235V234H184ZM209 235V234H208ZM207 235V236H208ZM230 235V234H229ZM233 235V234H232ZM246 235V234H245ZM249 235H252V234H249ZM6 235L5 234H3L1 231H0V238H3V237H5ZM8 236L9 235H7V238H8ZM22 236V235H21ZM127 236V235H126ZM131 236V235H130ZM143 236V235H142ZM170 236V235H169ZM198 236H200V235H198ZM203 236V235H202ZM211 237H212V235H210ZM218 236V235H217ZM217 236H216V238H217ZM236 236V235H235ZM262 238H260V240L259 241H261V246H260V249L262 250V258H264V235L262 236V235H260ZM175 237V236H174ZM185 237V236H184ZM187 237V236H186ZM220 237V236H219ZM229 237V236H228ZM248 237V236H247ZM7 238H5V239H7ZM10 238V237H9ZM36 238V237H35ZM40 238V237H39ZM39 238H38V242H39ZM51 238V237H50ZM127 238V237H126ZM147 238V237H146ZM226 238V237H225ZM254 238V237H253ZM11 239V238H10ZM26 239V238H25ZM24 239V240H25ZM130 239V238H129ZM177 239V238H176ZM202 239V238H201ZM206 239V238H205ZM255 239V238H254ZM253 239V240H254ZM123 240V239H122ZM141 240H142V238H141ZM155 240V239H154ZM204 240V239H203ZM208 240V239H207ZM206 240V241H207ZM211 240V239H210ZM257 240H258V238H257ZM2 241H4V240H2ZM19 241V240H18ZM29 241V240H28ZM42 241V240H41ZM119 241V240H118ZM214 241H216V240H214ZM213 241V242H214ZM218 241V240H217ZM228 241V240H227ZM50 242V241H49ZM121 242V241H120ZM145 242V241H144ZM155 242V241H154ZM205 242V241H204ZM236 242V241H235ZM125 243V242H124ZM177 243V242H176ZM216 243V242H215ZM227 243V242H226ZM225 243V244H226ZM21 244V243H20ZM206 244V243H205ZM208 244H210V243H208ZM255 244V243H254ZM257 244V243H256ZM7 245H9V244H7ZM11 245V244H10ZM22 245V244H21ZM20 245V246H21ZM192 245V244H191ZM197 245V244H196ZM203 244H201L200 246H202ZM250 245V244H249ZM258 245V244H257ZM18 246V245H17ZM16 246V247H17ZM23 246V245H22ZM168 246H171V245H168ZM204 246V245H203ZM202 246V247H203ZM237 246V245H236ZM256 246V245H255ZM158 247V246H157ZM182 247V246H181ZM206 247V246H205ZM25 248H26V246H25ZM244 248V247H243ZM2 249V246H1V244H0V250ZM165 249H167V248H165ZM219 249V248H218ZM246 249V248H245ZM248 249V248H247ZM252 249V248H251ZM201 250V249H200ZM213 250H214V248H213ZM256 250H257V247H256ZM9 251V250H8ZM12 251V250H11ZM177 251H179V250H177ZM231 251H232V249H231ZM236 251V250H235ZM252 251V250H251ZM258 251V250H257ZM256 251V252H257ZM172 252V251H171ZM171 252H169V253H171ZM173 252H174V250H173ZM214 252V251H213ZM248 252V251H247ZM9 253H10V251H9ZM176 253V252H175ZM258 253V252H257ZM7 254V253H6ZM16 254V253H15ZM185 254H186V252H185ZM249 254V253H248ZM3 255V254H2ZM18 255H20V254H18ZM108 255V254H107ZM106 255V256H107ZM162 255V254H161ZM194 255V254H193ZM216 255V254H215ZM214 255V256H215ZM232 255V254H231ZM243 255V254H242ZM253 255V254H252ZM110 256V255H109ZM166 256H168V255H166ZM190 256V255H189ZM205 256V255H204ZM211 256V255H210ZM2 257V256H1ZM8 257H10V256H8ZM105 257V256H104ZM108 257V256H107ZM161 257H163V255L161 256ZM171 257V256H170ZM175 257V256H174ZM178 257V256H177ZM226 257V256H225ZM257 257V256H256ZM261 257V256H260ZM7 258V257H6ZM11 258V257H10ZM129 258V257H128ZM167 258V257H166ZM172 258V257H171ZM1 259H3V258H1ZM13 259V258H12ZM16 259V258H15ZM103 259V258H102ZM112 259V258H111ZM122 259V258H121ZM27 260V259H26ZM108 260V259H107ZM166 260V259H165ZM168 260H169V258H168ZM173 260V259H172ZM197 260V259H196ZM220 260V259H219ZM222 260V259H221ZM232 260V259H231ZM252 260V259H251ZM1 261V260H0ZM5 261H6V259H5ZM19 261V260H18ZM21 261H22V259H21ZM160 261V260H159ZM249 261H250V259H249ZM7 262V261H6ZM5 262V263H6ZM9 262H11L10 261V259H9ZM107 262H109V261H107ZM111 262V261H110ZM124 262H126V261H124ZM164 262V261H163ZM163 262H162V264H163ZM179 262V261H178ZM23 263V262H22ZM102 263V262H101ZM127 263V262H126ZM3 264V263H2ZM14 264V263H13ZM30 264V263H29ZM107 264V263H106ZM122 264V263H121ZM166 264V263H165ZM170 264V263H169ZM182 264V263H181ZM196 264V263H195ZM220 264H222V262L220 263Z\"/></svg>",
  "mask_w": 264,
  "mask_h": 264
}]
</instances>
